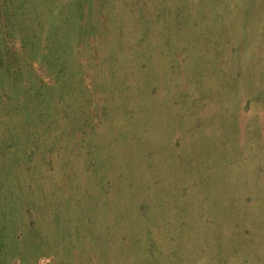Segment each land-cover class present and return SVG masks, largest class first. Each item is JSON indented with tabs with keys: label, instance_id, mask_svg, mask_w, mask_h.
<instances>
[{
	"label": "rangeland",
	"instance_id": "1",
	"mask_svg": "<svg viewBox=\"0 0 264 264\" xmlns=\"http://www.w3.org/2000/svg\"><path fill=\"white\" fill-rule=\"evenodd\" d=\"M4 69L0 264H264V0H0Z\"/></svg>",
	"mask_w": 264,
	"mask_h": 264
},
{
	"label": "trees",
	"instance_id": "2",
	"mask_svg": "<svg viewBox=\"0 0 264 264\" xmlns=\"http://www.w3.org/2000/svg\"><path fill=\"white\" fill-rule=\"evenodd\" d=\"M24 1V0H23ZM43 4V2H42ZM21 6H23L22 8L24 9V11L22 13H25V16L27 17H34V18H38L36 24L38 27H41L42 29H44L43 31L46 33L44 38L48 41V40H52L53 44H58L61 42V40H57L56 36L59 35L62 37V35L65 37L67 34V31L65 29V22H64V19H62L61 17H58L57 14H55L54 12V9L50 7H48L47 9V12L46 14L44 15V17H41V16H36V12H38V8L41 6V2H39L38 4H36V8L35 9L33 6L32 7H29L28 4H26V6L23 5V3L21 4ZM11 10H12V7H10ZM45 19L44 21H42V19ZM63 39V38H62ZM33 44H36L33 43ZM67 49H69L68 47H60V49L56 48L55 47V53L53 54V57H54V60H55V63L56 64H62L60 63V56H58L56 53H58L59 51L61 52H65L67 51ZM52 49H50L51 53H52ZM51 55V54H49ZM16 72H18L17 74L19 75V71L16 70ZM6 74H7V70H1L0 71V83H1V87L2 89H0V99H1V102L3 104H5L6 102L10 101V95L12 93V91H14L15 89L17 88H9L7 86V78L6 77ZM40 87V86H39ZM42 88V87H41ZM38 96L40 97L42 95V92L41 90L37 93ZM33 98V97H32ZM23 100H27V98H23ZM19 101H22V100H19ZM43 103L39 102L38 105H41ZM33 105V104H32ZM32 108V106H31ZM41 113V112H40Z\"/></svg>",
	"mask_w": 264,
	"mask_h": 264
}]
</instances>
